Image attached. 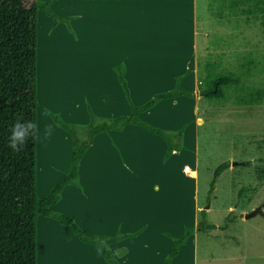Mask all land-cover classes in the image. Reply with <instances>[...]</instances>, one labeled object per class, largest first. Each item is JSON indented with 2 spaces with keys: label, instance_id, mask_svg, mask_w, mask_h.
<instances>
[{
  "label": "crops",
  "instance_id": "0c3cea01",
  "mask_svg": "<svg viewBox=\"0 0 264 264\" xmlns=\"http://www.w3.org/2000/svg\"><path fill=\"white\" fill-rule=\"evenodd\" d=\"M98 5L93 84L98 97L97 104L88 106L97 118L108 120L131 114L127 98L120 104L113 95L114 88L122 87L117 73L120 65L126 68L131 97L137 106L155 94L174 90L182 77L181 90L197 94L199 59L211 31L203 27L199 0H98ZM203 8L210 22L208 0ZM40 48L39 70L43 50ZM135 94L144 97L135 98ZM179 104L185 108H173L168 113V117L177 122L172 126L150 119L161 107ZM190 106L191 112L187 114L185 109ZM198 106L199 101L181 96L163 100L140 115L148 124L168 131L187 125L182 138L186 150L167 161L165 142L141 127L138 128L142 130H138L136 126H128L122 133L97 135L81 163L77 184L68 185L52 209L73 218L89 236L136 235L110 245L121 264H161L172 248L166 235L181 237L184 232L183 187L197 188L200 183L196 170L189 167L190 181L183 175L186 171L179 167V159L190 155L191 148L199 147L198 122L193 121L196 110L199 116ZM55 129L57 135H52V140L57 151L50 168L57 177L46 186L43 197L51 193L71 168L73 139L65 130ZM58 167L59 173L55 171ZM45 221L52 228L41 232L37 248L38 253L42 250L46 264H107L100 250L77 239L70 227ZM191 239H195V235ZM163 241L169 242V246L161 251ZM198 253V248L194 249L193 255ZM179 258L180 255L173 264Z\"/></svg>",
  "mask_w": 264,
  "mask_h": 264
},
{
  "label": "rangeland",
  "instance_id": "374dc122",
  "mask_svg": "<svg viewBox=\"0 0 264 264\" xmlns=\"http://www.w3.org/2000/svg\"><path fill=\"white\" fill-rule=\"evenodd\" d=\"M205 1L199 0L200 18L204 19V29L207 31L211 28V31L205 52L199 59L200 80L205 77V63L212 58L222 60L225 71L242 78L234 96L263 87L264 0H208L210 22L203 8ZM41 2H50L51 9L60 16L63 14L62 17L67 20L66 23L56 24L44 10L40 11L43 24L39 29L38 59L39 46L43 50L42 74L38 63V194L44 198L46 186H50L57 177L50 165L55 161L57 150L52 135H57L55 127L58 126L48 113L58 114L65 122L76 127L86 125L78 132L82 140L88 139V106L97 104L98 97L93 84L96 79L95 28L99 5L98 0ZM234 2L235 7L232 6ZM113 95L120 104L126 100L122 87L114 88ZM143 97L135 94V98ZM194 99L200 105L199 116L196 110L193 120L194 124L198 122L199 147L191 148L190 155L180 158L179 167L185 171L186 166L196 170L200 183L197 188L193 185L183 187L186 215L181 237L186 229L197 228L200 223L214 225L217 229L196 233L195 239L181 248L176 264H264V179L259 177L260 172L264 171V105L239 107L232 100L222 105L204 99L199 93ZM173 108L181 110L185 107L181 104L177 107L163 106L150 119L157 124L172 126L177 123L168 117ZM190 109L192 106L185 109L187 114L191 112ZM227 161L231 167L217 180L209 203L215 170ZM244 162H251L252 165H239ZM59 170V167L55 169L57 173ZM186 173L191 172L183 173L185 179H189L190 174ZM193 176H197L195 172ZM209 206L210 209H207ZM203 210L207 212L205 220L201 214ZM257 210L259 213L256 216L246 219L247 215ZM46 219L58 222L43 216L38 218V245L41 232L52 228L47 225ZM226 225L228 228L222 230ZM166 236L172 243L174 239L181 238ZM168 246L169 242L163 241L161 251ZM197 248L199 253L195 256L193 251ZM41 252L38 253L39 264H46Z\"/></svg>",
  "mask_w": 264,
  "mask_h": 264
},
{
  "label": "trees",
  "instance_id": "16d2710c",
  "mask_svg": "<svg viewBox=\"0 0 264 264\" xmlns=\"http://www.w3.org/2000/svg\"><path fill=\"white\" fill-rule=\"evenodd\" d=\"M232 6H236L234 2ZM44 10L56 24L67 20L51 9V3L41 0H0V264H39L37 248V222L39 216L53 218L61 226L70 227L79 240L96 246L107 264H121L110 245L115 242L136 236L118 234L115 237L89 236L75 222L63 213L55 212L52 206L59 203L63 190L68 185L77 184L81 163L99 134L122 133L128 126L141 127L163 140L167 146L165 160L186 150L182 138L187 126L168 131L156 128L140 117L155 108L161 101L181 96L195 98L199 93L203 98L219 104L233 101L239 107L264 105V86L249 89L244 95L234 96L242 82V78L233 72L223 69L222 60L209 59L205 63V77L200 80L197 94L181 90L178 80L174 90L155 94L150 100L136 106L131 97L126 68H117L119 82L131 106L130 115H122L112 119H99L90 109L88 139L79 137L78 129L65 122L58 114L49 112L55 124L68 132L73 139V152L70 159V171L61 181L55 184L51 193L44 198L38 194V135L31 137L22 149L10 146L9 127L18 117H38V38L39 13ZM200 68V67H199ZM39 126V124H38ZM239 165H252L251 162ZM231 167L229 161L217 167L212 181L208 202L220 176ZM264 179V171L260 172ZM210 209V206L207 208ZM205 220L206 210L201 211ZM228 226L222 227L226 230ZM217 229L214 225L200 223L197 228L186 229L181 238L174 239L167 258L161 264H173L180 255L181 248L188 244L196 233Z\"/></svg>",
  "mask_w": 264,
  "mask_h": 264
},
{
  "label": "clouds",
  "instance_id": "9594fccd",
  "mask_svg": "<svg viewBox=\"0 0 264 264\" xmlns=\"http://www.w3.org/2000/svg\"><path fill=\"white\" fill-rule=\"evenodd\" d=\"M38 124L36 119L18 117L14 124L9 127L8 140L10 146L14 149H22L31 137L39 134Z\"/></svg>",
  "mask_w": 264,
  "mask_h": 264
},
{
  "label": "water",
  "instance_id": "95a60500",
  "mask_svg": "<svg viewBox=\"0 0 264 264\" xmlns=\"http://www.w3.org/2000/svg\"><path fill=\"white\" fill-rule=\"evenodd\" d=\"M200 96H201V97H203V95H202V94H200ZM258 213H259V211L257 210L256 212H254V213H251V214L247 215V216H246V219H250V218H252V217L256 216Z\"/></svg>",
  "mask_w": 264,
  "mask_h": 264
},
{
  "label": "bare ground",
  "instance_id": "6f19581e",
  "mask_svg": "<svg viewBox=\"0 0 264 264\" xmlns=\"http://www.w3.org/2000/svg\"><path fill=\"white\" fill-rule=\"evenodd\" d=\"M39 22H40V26H41V24H43V21H41V19H40V17H39ZM40 49H43V47H41ZM41 74H42V63H41ZM39 156H40V154H39ZM45 157V156H44ZM42 161V160H41Z\"/></svg>",
  "mask_w": 264,
  "mask_h": 264
},
{
  "label": "built area",
  "instance_id": "2783aa9c",
  "mask_svg": "<svg viewBox=\"0 0 264 264\" xmlns=\"http://www.w3.org/2000/svg\"><path fill=\"white\" fill-rule=\"evenodd\" d=\"M187 172H190V168L189 167H187V170H186ZM188 174H190V173H188Z\"/></svg>",
  "mask_w": 264,
  "mask_h": 264
}]
</instances>
